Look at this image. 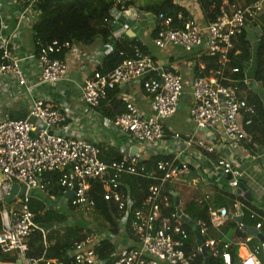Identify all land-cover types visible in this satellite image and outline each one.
I'll list each match as a JSON object with an SVG mask.
<instances>
[{
  "label": "built area",
  "instance_id": "built-area-1",
  "mask_svg": "<svg viewBox=\"0 0 264 264\" xmlns=\"http://www.w3.org/2000/svg\"><path fill=\"white\" fill-rule=\"evenodd\" d=\"M35 1L0 0V88H6L8 99H25L28 103L25 116L8 118L2 114L0 100V251L15 256V260L8 264H193L201 250L199 246L186 250L185 243L190 233L183 225L185 222L176 213L165 214L171 205L167 186L190 166L200 168L201 150L217 153L207 175L199 170L206 183L211 184L208 177L212 176L217 188L237 196L240 183L248 178L235 162V153L248 138L242 119L244 125H248L256 107L243 96L241 78L227 74V63L232 39L247 29L248 22L257 20L263 0L243 7L222 0L214 17L208 18L205 24L191 18V11L185 6L186 0H173L175 5L185 8L186 18L182 12L177 16L164 12L155 14L157 28L155 26L153 43L156 47L176 46L186 52L203 47L205 55L218 56V66L213 73L209 76L195 75L187 84L189 90L185 89L184 76L178 70L158 64L152 55L136 44L131 52L120 50L122 59L104 73L98 69L99 56L89 57L87 61L93 66L91 75L75 82L80 86L84 113L96 112L111 90L129 81L137 80L150 100L151 115H146L131 96L121 93L124 111L113 118L101 116L102 127L124 139L116 147L118 158L110 161L100 157L99 141L88 142L66 132L69 124L77 121L66 105H56L47 97L34 96L33 89L41 82L53 84L69 77L66 56L72 55L73 49L69 41L53 40L44 44L36 42L37 46L30 53H20L24 21L28 18V10L31 7L35 9ZM115 1L128 13L125 0ZM6 12L10 13L11 26L7 25ZM115 19L114 15L109 22L113 24ZM122 28L132 29L127 22ZM258 35L257 39L263 31ZM102 52L108 53L101 48L95 54L102 55ZM35 58L40 64V75L38 80L30 82L22 62ZM229 70L230 73H239L237 66ZM7 77L15 80L16 88L2 82ZM185 93L192 97L187 115L194 123L195 132L209 133L208 136L197 138L194 134L184 138L163 129V121L176 112ZM217 129L220 134L215 133ZM132 146L137 150L134 155L125 152ZM147 156L159 157L151 171L143 163ZM254 157L264 161V150ZM48 173L58 174L57 184L62 188L60 199L48 191ZM124 174L152 180L141 205H135L130 189L122 179ZM73 180L76 188L70 197L67 193ZM13 183L19 187L24 185L25 190L22 195L15 194L12 202L7 203L6 197ZM94 183L99 185V198L116 206L119 229L113 232V227L98 230L91 226L90 231L80 230L78 238L69 245L64 260L46 257L45 252L40 256L27 255L25 238L32 231L41 233L47 248L49 230H60L64 226L56 221L51 227L36 222L30 202L34 200L36 204H42L41 210H37L39 213L54 209L59 213L65 212L71 209L70 206L87 211L96 205L90 194ZM233 206L234 213L238 214L239 203L235 202ZM226 214L225 207L210 211L209 223L216 225L222 222ZM72 215L76 213L70 212L66 216L68 222ZM122 217L126 220L124 224L121 223ZM197 225L199 234L204 235L205 223L198 220ZM108 239L113 247L107 257H100L95 246ZM201 244L208 257L220 256L223 264H233L229 243L204 237ZM260 249L263 260L248 253L240 263L264 264V242Z\"/></svg>",
  "mask_w": 264,
  "mask_h": 264
},
{
  "label": "crops",
  "instance_id": "crops-1",
  "mask_svg": "<svg viewBox=\"0 0 264 264\" xmlns=\"http://www.w3.org/2000/svg\"><path fill=\"white\" fill-rule=\"evenodd\" d=\"M135 1V0H134ZM234 2L237 6L243 7L251 4L256 0H229ZM140 3V2H138ZM173 3V0L172 2ZM186 7H188L191 11L189 14L191 18L196 20L200 24H205L207 19L205 17L204 12L202 11V7L198 0H186ZM128 13L124 12L125 17L115 19L114 24L111 26L112 34L110 39L115 43L116 41H122L124 35L134 36V34H139V38L145 44L144 52L152 55L155 62L158 64H162L164 66H173L176 70H178L184 76V87L186 90H189L188 83L189 81L196 75V70L203 69L204 63L202 62L201 56L204 54L203 47L196 51L186 52L179 47L170 46L166 49L158 48L153 43V37L156 33V19L155 14H153V18L151 17V13L147 11H140L137 8L132 12V7H127ZM183 8V7H182ZM185 10V8H183ZM142 13H146L151 17L149 21H145L142 17ZM7 16L6 22L7 25L11 26V17L10 13H5ZM128 14V16L126 15ZM37 16L36 9L31 7L28 10V18L24 21L23 28L25 29L23 34L22 46L20 47V53H30L36 46H34V42L32 40V29L31 25L34 21V16ZM133 16L135 18H133ZM36 18V17H35ZM34 20V21H32ZM127 22L129 23V27L134 30V34L130 29H123L122 25ZM8 26V27H9ZM27 26L30 27V31H28ZM156 26V28H155ZM145 27V28H143ZM264 31V0L263 7L261 11L257 15V20L253 22L247 23V29L244 31L246 38L249 43V58L244 62V67L241 65V73L240 83H244L242 85L243 96L248 98L249 94H255L258 96L259 100L260 96L264 97L263 93V85L264 80H256L253 76L257 66V51L260 47L261 38L257 37L260 32ZM129 32L130 34H127ZM137 37V36H135ZM104 42L96 39L92 44H77L73 45L72 55H67L66 60L68 63V72L67 78L60 80L56 83L49 82H41L40 85L34 87V96L39 98L47 97L49 101L56 105H66V107L70 110L71 113H74L76 116V122L69 124L67 128V133L69 135H74L76 138L84 139L88 142L99 141L101 147V155L100 157L104 161H110L111 159H115L119 156L118 151L116 149L117 145L124 141L123 137L115 134L114 132L108 130L107 128L102 127L100 123L101 116L103 114L99 111V108L95 111L85 112L82 110L83 103L80 101V86L76 85L75 82H79L84 77H89L91 75V69L93 66L90 64L89 57L91 55L99 56L100 63L104 60V55H96L97 50H105L106 46H103ZM105 47V48H104ZM99 48V49H98ZM206 56V55H205ZM22 67L24 68L25 74H27L28 80L30 82L38 80L40 75V64L38 60L35 59H24L22 62ZM197 76V75H196ZM3 83L6 85H11L16 88L17 84L15 80L11 77L4 78ZM117 95L116 97L120 98L121 93H125L127 96H131L136 104L140 107L141 111L146 115H151L150 108V100L149 97L143 92L139 82L129 81L122 85L117 86L116 88ZM114 89V90H115ZM6 88H0V100H1V111L2 114L8 118H16L19 116H25L28 113V103L25 99L19 100H11L8 99L5 95ZM187 92V91H186ZM262 107L263 102L260 100ZM192 103V97L185 93L184 96L180 99L179 105L177 107L176 112L170 116L168 119L163 121V129L169 134L178 133L182 135L184 138H189L195 134L197 138L206 137L209 133H202L197 131L195 132V126L193 121L187 115V110ZM264 109V107H263ZM103 110V109H102ZM244 119H242V126L244 127ZM215 133H219V129L215 131ZM220 134V133H219ZM218 136V135H216ZM218 140V139H216ZM250 144V139H246L241 144V149L235 153V162L238 166L246 173L247 179H244L245 186L251 191L252 199H245L242 194H238L237 196L225 193L217 188L216 182L214 181V177L209 176V180H211V184L206 183L203 178L199 174V170H203L205 175L209 173V169L211 167V162L216 158L217 153H207L204 150H201L202 158L200 164L198 165L200 168L190 166L188 168V174L190 176L195 174L198 178L196 182H194L193 187L198 189V192H192L191 189L185 192V198L188 200L185 203V209L180 205L182 197L174 189V183L177 181V177H181L187 173V171L178 174L173 180L172 183L169 184L168 190L174 191L178 196L179 208L184 215H186L190 220L198 221V219L192 218L191 213L197 211L196 206H206L207 208V216L209 218L210 211H216L220 207H225L227 209V214L225 219L214 225L205 229V234L201 235L198 232L199 239L203 240V238H211L220 241L221 243L227 242L229 243L231 255H235L232 258V262L237 263L241 262L242 258L246 256L248 253L255 254L258 258V255L261 253V243L264 242V219L260 216L252 213V206H256L258 208L264 209V161L259 158H255L254 155L260 154L264 150V145L261 144H253L252 147L248 146ZM133 147V146H132ZM166 149V148H165ZM163 157L162 155H157ZM157 156H147L144 158V161H148L149 159H154L155 161L159 158ZM145 164V163H144ZM146 165V164H145ZM147 166V165H146ZM153 165L147 166L148 171L152 170ZM151 167V168H150ZM193 171V172H192ZM133 175L124 174L122 176L123 181L126 182L128 188L131 191V185L140 188L139 183L133 182L131 177ZM141 177V176H139ZM145 178V177H141ZM175 181V182H174ZM178 182V181H177ZM182 187H187L182 184ZM144 188V187H143ZM205 188L207 190H205ZM196 189V190H197ZM141 189H137L136 192H141ZM146 192V191H145ZM226 194L228 196H225ZM135 195L134 202L136 206L141 205L142 196L139 194L133 193L132 196ZM171 195V194H170ZM204 195V196H203ZM172 196V195H171ZM173 197V196H172ZM225 197V198H224ZM137 199V200H136ZM191 201L189 207H187V203ZM183 202V199H182ZM181 202V203H182ZM237 202L241 207H243L247 212L245 214L242 212V219L240 223H237L235 219L231 216L236 215L234 213L233 204ZM137 203V204H136ZM250 203V204H247ZM195 205V206H194ZM187 207V208H186ZM241 210V209H240ZM113 219L119 223V216L114 217L111 215ZM113 221V224H117ZM121 225V224H120ZM196 229L197 226L195 225ZM192 231V229H191ZM198 231V229H197ZM193 233V231H192ZM189 238L193 239L192 243L195 241V245L191 244L189 239V244L194 247L197 246L196 237L193 234V238L189 236ZM202 254V253H201ZM208 254V253H207ZM8 255V254H7ZM219 258L221 257H208L209 259ZM261 259V258H260ZM263 260V259H261ZM201 264H204V257L202 258ZM223 264V262H222Z\"/></svg>",
  "mask_w": 264,
  "mask_h": 264
},
{
  "label": "trees",
  "instance_id": "trees-1",
  "mask_svg": "<svg viewBox=\"0 0 264 264\" xmlns=\"http://www.w3.org/2000/svg\"><path fill=\"white\" fill-rule=\"evenodd\" d=\"M202 11L205 13L206 18L211 19L214 17L217 8L221 5L222 0H198ZM172 0H159L150 5H139L138 10L147 11L149 13L157 14L158 12H164L169 15L177 16L179 12H182L184 18L187 17L188 13L182 7L171 3ZM125 7L135 6L134 0H127L124 3ZM35 9L37 11V20L31 25L32 29V40L34 46H37L36 42L41 44L51 43L53 40L58 41H69L72 45L77 44H92L96 39L103 41L104 44L110 39L111 36V25L109 20L113 19L114 14L117 11H123L120 4L116 3L115 0H36ZM135 10V9H133ZM127 40L122 39V41H116L112 51L106 53L102 63L98 65V69L101 72H106L112 69L122 57L119 55V51L125 49L127 52H131L132 46L134 44L138 45L143 51H146L144 42L139 37H131L124 35ZM233 46L228 52V75L233 78H240L242 76L241 70L239 68V73H229L232 67H241L242 62L249 58V43L246 39V35L242 34L236 36L232 40ZM202 62L204 63L203 69H197L195 74L199 76H209L217 68L218 56L208 57L207 55L201 56ZM257 66L254 73L256 80H264V37L261 38L260 47L257 51ZM117 91L111 90L107 97L101 102L99 111L104 117H115L124 111V102L119 97H116ZM248 101L253 103L256 107L255 114L251 117V121L248 125H244V130L250 139V144L248 146L252 147L253 144L264 145V109L262 104L255 94L248 95ZM103 109V110H102ZM247 138V139H248ZM118 158V156L116 157ZM148 167L149 165H154L155 160L149 159L148 161H143ZM151 168V167H150ZM47 179L50 180V185L48 186L49 193L55 196H60L62 188L57 184V173H48ZM132 181L136 184H140V188L131 185L132 194H139L142 199L147 191L148 185L152 182L150 178H141L139 176H129ZM144 187V188H143ZM141 189L142 191L137 193L136 190ZM90 194L96 200L102 201L99 198V185L94 183L93 189ZM134 198L135 195H133ZM137 200V199H136ZM171 205L165 214L172 215L176 213V209L173 202V197L170 195ZM103 202V201H102ZM34 200L30 202L32 209L35 212V221L39 223H45L48 225L54 224L56 221L62 222L64 226H61L59 231H51L46 237V242L49 244L46 248L44 246V240L39 231H32L28 237L25 238V242L28 245L27 255L40 256L43 252L46 257H57L58 259H66V252L69 245L78 238L79 231L82 229L91 230V225L89 222L83 223L82 221H77L75 217L73 218L72 226H69L67 217L71 209L65 212H53L45 211L44 213H39L37 210H41L42 204H36ZM137 204V203H136ZM250 204V203H247ZM35 205V206H34ZM96 206V205H95ZM195 206V205H194ZM240 206V205H239ZM105 216L107 218L111 215L117 217L119 212L114 204H106L103 202L101 204ZM35 208V209H34ZM197 211L191 213V217L194 219L201 220L205 223V229L209 228L211 225L207 216L206 206H196ZM241 211L245 214L247 212L243 207L240 206ZM252 213L260 216L264 219V209L252 206ZM75 220V221H74ZM114 223V222H113ZM68 225V226H67ZM189 231L190 236L193 238V233L191 227L187 224H183ZM103 226V225H102ZM102 226H98L102 228ZM2 225L0 220V231ZM119 229L117 224L113 230L116 232ZM199 230V225H197ZM55 230V229H54ZM189 239L192 245H195V241L192 243L193 239L188 238L185 243V249L188 250L192 246L189 244ZM113 247L110 239L103 240L101 244L95 246V250L100 257H107L108 251ZM236 257V254H232V258ZM203 255L198 254L193 260V264H201ZM15 260L14 255L2 253L0 251V264H8ZM208 264H222L219 258L209 259Z\"/></svg>",
  "mask_w": 264,
  "mask_h": 264
},
{
  "label": "rangeland",
  "instance_id": "rangeland-1",
  "mask_svg": "<svg viewBox=\"0 0 264 264\" xmlns=\"http://www.w3.org/2000/svg\"><path fill=\"white\" fill-rule=\"evenodd\" d=\"M157 1H159V0H135V6H132V12H134L135 13V11H133V9H136V8H138V6L139 5H150V4H153V3H155V2H157ZM138 2H140V3H138ZM149 14V13H148ZM148 14H146V13H142V17L145 19V21L147 20V21H149V19L152 17L153 18V15L151 14V17H149V15ZM36 17V18H35ZM124 18L125 17V15H124V12L123 11H117L116 13H115V18L118 20V18ZM34 18V20H37V18H38V16H34L33 17ZM133 18H135L134 16H133ZM34 20H32V21H34ZM114 24V23H113ZM113 24H111V26L113 25ZM143 28H145V27H143ZM27 29H28V31H30V27L29 26H27ZM112 29L113 28H111V34H112ZM137 34H139L138 32H137ZM136 34V36L137 37H139V35H137ZM132 37V36H131ZM130 36L128 37V38H131ZM124 40H127V38L126 37H124ZM114 44L115 43H113V41L111 40V39H109L108 41H107V43L106 44H104L103 46H106L107 47V49L105 48V52H109V51H111L113 48H114ZM125 94V93H124ZM126 95V94H125ZM261 97V99L260 100H262V101H264V97L263 96H260ZM263 107H264V102H263ZM193 172V171H192ZM198 178L195 176V174H192L191 176H190V174H188V171H187V173L186 174H184L183 176H181V177H177V181L173 184L174 185V189L175 190H177V192L180 194V196L182 197V199H183V202H182V199H181V202H180V205H182V208L183 209H185V203L188 201L186 198H185V192L187 191V190H189V189H191L192 190V192H198V189L197 188H194L193 187V185L192 184H194V182H196V180H197ZM172 183V181H170L169 183H168V185L169 184H171ZM182 184H184V185H186L187 187H182ZM197 189V190H196ZM205 190H207L206 188H205ZM223 195H225V196H228V195H226V194H223ZM204 196V195H203ZM56 198L57 199H60V197L59 196H56ZM225 198V197H224ZM101 204H103V202L102 201H100V200H98L97 201V203H96V206H94V207H92L91 209H89V210H87V211H82V210H80L79 208H77V207H72V206H70L71 207V210L74 212V213H76V215H72V217H75L76 219H78L77 221H82L83 223H86V222H89L90 224H86V226H88V225H91L92 227H96L98 230H103V229H112V227L114 228L117 224H113V221H115L114 219H113V217H111V216H109L108 218H107V216H105V212L103 211V209H102V207H101ZM191 204V201H189L188 203H187V207H189V205ZM186 207V208H187ZM51 211H53V212H56L57 210L56 209H54V210H51ZM70 218L69 219V221L70 222H68L69 223V226H72L73 224H71L72 222H73V218ZM122 219V224H124L125 223V218L124 217H122L121 218ZM75 221V220H74ZM116 222V221H115ZM117 223V222H116ZM45 224V223H44ZM94 224V225H93ZM48 225V224H47ZM53 224H51V225H48L49 227H51ZM103 225V226H102ZM68 226V225H67ZM98 226H102V228H100V227H98ZM85 230V229H84ZM51 231H59V229L57 228L56 230H54V229H50L49 230V233L51 232ZM3 253V252H2ZM261 259H263V255H262V253H260L259 255H258Z\"/></svg>",
  "mask_w": 264,
  "mask_h": 264
},
{
  "label": "water",
  "instance_id": "water-1",
  "mask_svg": "<svg viewBox=\"0 0 264 264\" xmlns=\"http://www.w3.org/2000/svg\"><path fill=\"white\" fill-rule=\"evenodd\" d=\"M133 33V32H132ZM127 34H130L129 32H127ZM134 34V33H133ZM136 147H129L126 149V153L130 154V155H134L136 153ZM75 188H76V183H75V180L72 181V188L68 191V195L71 197L73 196L74 194V191H75ZM25 190V186H21L19 187L16 183H13L10 190H9V194L7 195L6 197V202L7 203H11L13 198H14V195L15 194H18V195H22L23 192ZM237 193L238 194H241L242 193V196L245 198V199H248V200H251L252 199V194H251V191L245 186L244 184V181H242L239 185V189L237 190ZM170 194L173 196V202H174V206H175V209H176V214L185 222L187 223L192 231H193V234L195 235L196 237V243H197V246L200 247V250H201V253L204 257V264H208V254H207V251L205 250V248L202 246L201 244V240L199 239V235H198V231L195 227L196 225V222L195 220H190L186 215H184L182 213V211L180 210L179 208V203H178V196L176 195V193L172 190H170ZM233 219H235L237 221V223H240L241 219H242V211L239 209L238 210V214L234 215V216H231ZM234 264H241L239 262L237 263H234Z\"/></svg>",
  "mask_w": 264,
  "mask_h": 264
},
{
  "label": "clouds",
  "instance_id": "clouds-1",
  "mask_svg": "<svg viewBox=\"0 0 264 264\" xmlns=\"http://www.w3.org/2000/svg\"><path fill=\"white\" fill-rule=\"evenodd\" d=\"M125 1H127V0H125ZM125 3V2H124ZM37 12V11H36ZM205 14V13H204ZM115 15V14H114ZM205 17H206V15H205ZM207 19V18H206ZM109 22V21H108ZM109 24L111 25V23L109 22ZM261 37H264V31H263V35L261 36ZM247 39V38H246ZM233 40V39H232ZM233 46V45H232ZM205 54V53H204ZM208 57H210V56H208ZM244 64V62H242V65ZM238 68H241V67H238ZM227 73H228V71H227ZM230 73V72H229ZM235 74V73H234Z\"/></svg>",
  "mask_w": 264,
  "mask_h": 264
}]
</instances>
